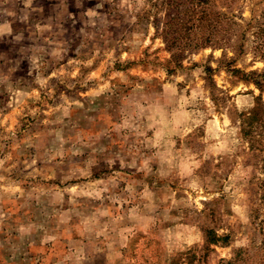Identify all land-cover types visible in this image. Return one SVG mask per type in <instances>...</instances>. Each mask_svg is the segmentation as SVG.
I'll return each instance as SVG.
<instances>
[{"label": "rangeland", "instance_id": "obj_1", "mask_svg": "<svg viewBox=\"0 0 264 264\" xmlns=\"http://www.w3.org/2000/svg\"><path fill=\"white\" fill-rule=\"evenodd\" d=\"M0 264H264V0H0Z\"/></svg>", "mask_w": 264, "mask_h": 264}, {"label": "trees", "instance_id": "obj_2", "mask_svg": "<svg viewBox=\"0 0 264 264\" xmlns=\"http://www.w3.org/2000/svg\"><path fill=\"white\" fill-rule=\"evenodd\" d=\"M204 3H206V2H204ZM192 27H193V23L191 24L190 28H192ZM190 28H188V29H190ZM203 45H206V44L204 43Z\"/></svg>", "mask_w": 264, "mask_h": 264}]
</instances>
